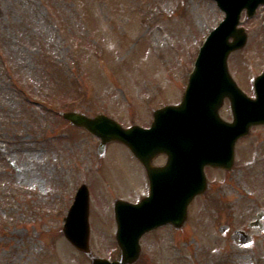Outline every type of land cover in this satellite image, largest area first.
<instances>
[{"label": "rangeland", "instance_id": "rangeland-1", "mask_svg": "<svg viewBox=\"0 0 264 264\" xmlns=\"http://www.w3.org/2000/svg\"><path fill=\"white\" fill-rule=\"evenodd\" d=\"M224 16L215 0H0V264H91L62 229L82 184L92 254L112 256L114 203L148 194L145 171L120 142L99 154L101 140L62 112L149 127L154 110L182 100L205 37ZM242 25L248 44L229 68L252 96L264 70V8L243 14ZM221 116L232 119L228 101ZM207 175L186 226L153 232L145 251L166 245L156 264H264V218L249 225L264 211V127L239 142L230 172ZM223 225L256 239L238 246Z\"/></svg>", "mask_w": 264, "mask_h": 264}, {"label": "water", "instance_id": "water-1", "mask_svg": "<svg viewBox=\"0 0 264 264\" xmlns=\"http://www.w3.org/2000/svg\"><path fill=\"white\" fill-rule=\"evenodd\" d=\"M216 1L226 13L225 20L202 48L182 104L157 111L151 129L134 126L125 130L105 115L92 119L78 113L64 114L74 124L102 139L101 153L110 141L127 144L145 165L152 182V195L142 204L126 206L118 202L116 206L118 220L132 215L136 218L133 220L134 227L142 228L133 234H124L119 229L118 239L124 250L123 262L109 263L104 259H95L93 264L132 262L134 259L127 257L129 251L122 240L125 235L129 237V244H135L141 234L152 226L167 222L180 226L187 217L189 203L206 189L204 167L212 165L230 169L234 164L237 140L248 134L252 125L264 124V74L256 80L257 98L252 100L237 87L227 65L230 53L241 49L247 42L245 30L237 28L241 12L247 8L249 15H253L264 0ZM231 37L234 38L233 42L229 41ZM225 97L232 101L233 123H226L219 115ZM162 152L170 156L169 169L157 171L151 166V159ZM160 182L163 193L159 188ZM146 205L148 208L143 215L142 209ZM123 211L125 215H122ZM64 233L78 249L89 252V197L85 186L80 189L66 219ZM236 234H241L244 242H248L242 231Z\"/></svg>", "mask_w": 264, "mask_h": 264}, {"label": "flooded vegetation", "instance_id": "flooded-vegetation-1", "mask_svg": "<svg viewBox=\"0 0 264 264\" xmlns=\"http://www.w3.org/2000/svg\"><path fill=\"white\" fill-rule=\"evenodd\" d=\"M136 199V198H135ZM135 199L133 201H135ZM136 202V201H135ZM247 231V230H246ZM229 233V231H228ZM253 239L255 240L256 237L253 235ZM155 253L146 252L145 245H143L140 258L135 264H156L159 258L167 257V251L164 249L163 246L157 247Z\"/></svg>", "mask_w": 264, "mask_h": 264}]
</instances>
